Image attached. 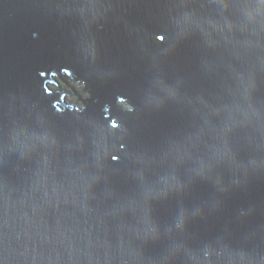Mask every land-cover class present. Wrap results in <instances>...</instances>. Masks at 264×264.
Segmentation results:
<instances>
[{"label": "water", "instance_id": "1", "mask_svg": "<svg viewBox=\"0 0 264 264\" xmlns=\"http://www.w3.org/2000/svg\"><path fill=\"white\" fill-rule=\"evenodd\" d=\"M0 264H264V0H0Z\"/></svg>", "mask_w": 264, "mask_h": 264}, {"label": "rangeland", "instance_id": "2", "mask_svg": "<svg viewBox=\"0 0 264 264\" xmlns=\"http://www.w3.org/2000/svg\"><path fill=\"white\" fill-rule=\"evenodd\" d=\"M56 77L58 78L59 81H57L56 83L50 82V85L53 86V88L56 90L66 92L65 101L67 103H76L83 105L84 104L83 99L87 97V90L84 84L71 79H67V81H64L62 78H59L58 76ZM122 105L125 108H131L130 104L122 103Z\"/></svg>", "mask_w": 264, "mask_h": 264}, {"label": "trees", "instance_id": "3", "mask_svg": "<svg viewBox=\"0 0 264 264\" xmlns=\"http://www.w3.org/2000/svg\"><path fill=\"white\" fill-rule=\"evenodd\" d=\"M70 77H72V75L71 74H65V76H64V78H63V80L64 81H67V79H69ZM74 78V77H73ZM59 81V80H58ZM68 91H69V89H68ZM92 95H90V97H91ZM89 96L88 97H85V98H90Z\"/></svg>", "mask_w": 264, "mask_h": 264}]
</instances>
